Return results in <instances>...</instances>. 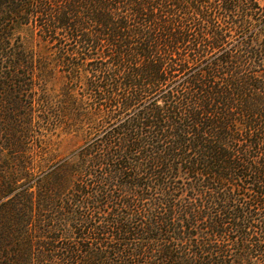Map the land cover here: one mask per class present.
<instances>
[{
  "label": "trees",
  "instance_id": "1",
  "mask_svg": "<svg viewBox=\"0 0 264 264\" xmlns=\"http://www.w3.org/2000/svg\"><path fill=\"white\" fill-rule=\"evenodd\" d=\"M0 264H264V0H0Z\"/></svg>",
  "mask_w": 264,
  "mask_h": 264
}]
</instances>
